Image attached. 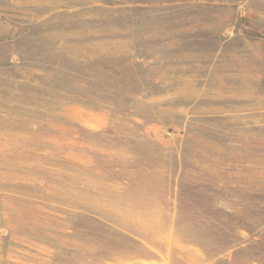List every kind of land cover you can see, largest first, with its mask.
Segmentation results:
<instances>
[{
    "label": "rangeland",
    "instance_id": "1",
    "mask_svg": "<svg viewBox=\"0 0 264 264\" xmlns=\"http://www.w3.org/2000/svg\"><path fill=\"white\" fill-rule=\"evenodd\" d=\"M0 264H264V0H0Z\"/></svg>",
    "mask_w": 264,
    "mask_h": 264
}]
</instances>
